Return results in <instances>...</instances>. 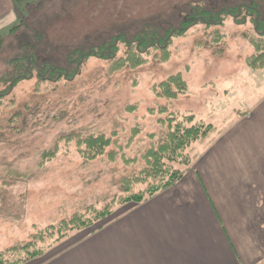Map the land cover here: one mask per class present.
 Returning a JSON list of instances; mask_svg holds the SVG:
<instances>
[{
    "label": "rangeland",
    "instance_id": "obj_1",
    "mask_svg": "<svg viewBox=\"0 0 264 264\" xmlns=\"http://www.w3.org/2000/svg\"><path fill=\"white\" fill-rule=\"evenodd\" d=\"M192 1L15 0L19 24H24L13 33L11 30L19 24L0 35L5 39L0 47V78L12 69L14 59L24 56L35 55L36 68L27 75L32 79L16 83L0 101V128L5 129L10 117L24 108L39 112L25 133L10 134L11 143H20L0 147L1 262L38 264L40 251L53 254L84 240L118 218L124 205L138 204L124 203L129 194L124 192L122 180H140L146 167V151L167 133L171 118L193 115L197 121L214 125L223 114L215 113L216 107L213 104L212 109L210 101L228 100L230 95L238 100L264 98V68L247 65L255 50L246 38L258 37L259 28L264 39L263 1L254 3L257 18L247 8L240 18L223 12L221 29L225 40L220 44H212L215 28L204 25L174 37L170 59L164 63L151 55L140 68L111 74L108 60L90 55L93 49L105 52V42L116 37V56H124L127 42L119 40L120 33L131 40L147 24L179 27L189 15ZM127 25L130 28L124 27ZM79 48L87 54L82 64L74 59L78 54L68 62L67 55ZM45 63L66 71L70 77L41 82L36 69H42ZM178 73L188 84L187 93L175 100L157 97L153 87ZM1 79L0 94H4L8 84ZM230 86L233 89L225 94ZM164 108L165 112H161ZM58 114L65 118L55 122ZM212 132L185 151L184 156L191 159L189 166L169 164L171 170H184L173 186L150 197L149 193L159 183H165L168 176L165 180L143 177L132 184L131 194L152 198L180 185L196 163L198 148L204 146L205 140H213ZM72 134L83 138L102 135L111 138L112 143L103 155L89 160L83 156L85 146L79 148L75 138L65 137ZM48 151H54L53 157L45 160ZM12 165L17 172L10 169ZM109 205L110 215L94 221L91 227L71 231L61 239L47 237L28 248L38 232L77 214L94 217L92 212L89 214L90 208L103 210Z\"/></svg>",
    "mask_w": 264,
    "mask_h": 264
},
{
    "label": "crops",
    "instance_id": "obj_2",
    "mask_svg": "<svg viewBox=\"0 0 264 264\" xmlns=\"http://www.w3.org/2000/svg\"><path fill=\"white\" fill-rule=\"evenodd\" d=\"M19 20L15 0H0V35ZM232 97L209 102L222 118L180 185L124 205L118 218L37 263L263 264L264 98Z\"/></svg>",
    "mask_w": 264,
    "mask_h": 264
},
{
    "label": "trees",
    "instance_id": "obj_3",
    "mask_svg": "<svg viewBox=\"0 0 264 264\" xmlns=\"http://www.w3.org/2000/svg\"><path fill=\"white\" fill-rule=\"evenodd\" d=\"M256 1L264 0H253L251 3H247L246 0H193L191 2V7L188 11L189 15L186 20L179 26H173L166 28L163 24L152 25L147 24L140 32L133 35L132 39L128 38L127 34L120 33L119 40L126 43L128 48L125 55L117 58L116 51L118 49V43H116V37L112 41L105 42V52H98L93 49L90 53L91 56L104 58L110 62V73L114 74L116 72L122 71L126 68L137 69L144 66L151 55L156 59L158 58L160 62L164 63L170 59L171 51V41L174 37L187 35L189 29H193L198 25H204L207 29L215 28L212 31L213 41L212 44H220L225 40V35L222 32V25L224 24V19L222 13H227L234 18H240L243 15L244 8L250 10L251 15H256L257 18L258 10L254 7ZM166 3V2H165ZM165 3L163 5H165ZM219 6V7H218ZM19 24L17 28L11 30V33L15 29L22 27ZM126 29L130 28V25L124 26ZM123 27H121L122 29ZM205 28V30H206ZM207 31V30H206ZM258 37L256 35L247 36L249 44L254 48L255 54L247 59V65L254 69L264 68V39L262 37V31L258 28ZM264 33V31H263ZM119 34V33H118ZM5 44V39L0 37V47ZM33 54V53H31ZM78 54V55H77ZM77 55L76 62L81 65L83 60L87 55L82 49H77L70 52L66 59L71 61L72 56ZM33 57L24 56L23 58L14 59L10 66L12 71H5L3 78L1 79L3 83H7V90L4 94H0V101L10 94L15 87L16 83L21 80H29L33 77H28L27 75H32L31 70L36 68V64L33 62ZM73 59V60H74ZM8 66V67H10ZM50 63L43 65L42 69H36L38 73V78L41 82L53 81L55 79H61L63 76L70 77L66 74V71L55 67ZM9 69V68H7ZM65 72V73H64ZM28 77V78H27ZM68 80V79H66ZM155 94L159 98H166L169 100H175L179 96L186 94L188 91V84L183 78L182 74L178 73L176 75L170 76L165 81L153 87ZM134 108V107H133ZM165 108L161 112H165ZM39 111L32 108H24V110L15 112L8 121V126L5 129L0 128V147L10 148L20 143L16 141L11 143L10 134L20 135L25 133L29 129L30 121L34 120V116L38 114ZM186 116V117H185ZM185 118L177 116L171 118V123L168 125L167 133L158 140V142L146 151L145 158L147 159L146 167L141 171L140 180L125 178L122 180L124 192L129 194L123 200L124 203H141L145 200L150 199L151 195L160 192V190L169 188L173 186L176 181L182 178L183 169L171 170L169 164L183 165L185 168L190 165V158L184 156L186 150H188L195 142L207 137L211 131H213V126L205 123L204 121H197L196 117L193 115H184ZM65 118L64 114H58L55 116V122H60ZM181 119V120H180ZM19 133V134H17ZM73 136H65L68 139L77 140L78 147H86L83 156L89 160H94L97 157L104 154L105 150L111 145V138L100 135L99 137H86L83 138L82 135L72 134ZM54 152V151H53ZM53 152L48 151L44 154L45 160L53 157ZM114 159V156H110ZM179 160V161H178ZM13 172H17V167L14 165L10 166ZM168 176L167 181L159 183L156 185V189L149 193L148 198L144 194H131L130 188L133 183H138L142 181L141 178H152L165 180ZM23 177V176H21ZM163 184V185H162ZM123 203V202H122ZM111 205L105 206L103 210H97L92 207L89 209V214L92 212L94 217H88V215H75L71 219L60 222L58 226H50L42 232H38L33 235V242L28 244V248H32L35 242H43L47 237L53 238L58 236V239L63 238L65 235L71 231H76L83 228L91 227L97 220L103 219L110 215ZM93 218V219H92ZM95 221V222H94ZM44 253L40 251L41 255ZM36 255V254H35ZM0 264H4L0 261Z\"/></svg>",
    "mask_w": 264,
    "mask_h": 264
}]
</instances>
